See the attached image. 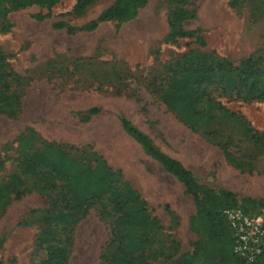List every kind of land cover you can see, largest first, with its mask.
<instances>
[{
  "label": "rangeland",
  "instance_id": "obj_1",
  "mask_svg": "<svg viewBox=\"0 0 264 264\" xmlns=\"http://www.w3.org/2000/svg\"><path fill=\"white\" fill-rule=\"evenodd\" d=\"M74 2L64 0L56 5L47 19L35 18L47 14L37 6L7 17L10 30L0 32V49L8 68L28 81L20 92L18 117L0 116V153L5 144L14 143L31 130L36 145L43 141L68 145L82 158L95 156L120 170L146 202L151 216L163 226L167 246L174 249L168 261L153 264H181V257L193 250L199 239L190 230L195 208L183 187L123 132V117L156 148L179 161L200 186L215 193L230 192L238 202L251 200L256 205L255 216L262 215L264 147L255 142L239 144L238 156L243 154L242 162L250 161L254 170L236 169L224 159L216 138L205 137L204 131L209 129L202 125L194 130L181 122L148 85L153 77H160L165 66L189 51L213 54L236 66L255 56L264 65V21H255L264 16V0L190 3L186 8L193 19L184 23L183 29L199 30L203 48L189 39L164 42L169 32L167 0H149L134 20L121 25L105 23L92 32L74 35L67 34L66 29H53L57 22L79 28L94 20L113 0L98 1L80 17H65ZM156 80L160 84L162 79ZM220 101L230 112L241 115L254 132L264 133V101ZM93 108L99 113L85 116ZM212 125L214 128L215 123ZM227 130L230 128L221 130L222 137L228 136ZM13 145L10 155L16 158L18 146ZM15 170L9 163L0 177ZM48 207L44 195L32 193L10 204L0 215V264H36L40 211ZM107 238V226L97 209L90 211L75 231L68 264H99Z\"/></svg>",
  "mask_w": 264,
  "mask_h": 264
},
{
  "label": "trees",
  "instance_id": "obj_2",
  "mask_svg": "<svg viewBox=\"0 0 264 264\" xmlns=\"http://www.w3.org/2000/svg\"><path fill=\"white\" fill-rule=\"evenodd\" d=\"M63 1L0 0V32L10 30L7 20L10 13L37 6L46 9L47 14L35 18L47 19L51 9ZM98 1L75 0L71 11L64 16L80 17ZM193 1L167 0L169 32L164 42L189 39L204 47L199 30L183 29V24L193 19V13L186 8ZM148 3L149 0H113L94 20L79 28L67 27L64 22H57L52 27L66 29L67 34L74 35L76 32H92L105 23L121 25L134 20ZM6 61L7 57L0 49V116L14 119L20 114V92L28 80L10 70ZM164 68L160 77L152 78L148 88H152L181 122L190 124L194 130L202 125L209 129L204 131L205 137L216 138L227 163L242 171H253L252 163L242 162L244 155L238 156L236 150L244 141L264 147V133L258 134L250 129L244 118L230 112L220 99L244 103L264 101V65H260L258 58L251 56L236 66L213 54L189 51ZM156 79H162L161 83L158 84ZM98 113L99 109L93 108L84 114L89 118ZM120 126L148 158L183 187L185 195L193 201L195 214L190 220V230L199 239L193 250L181 257V264H244L232 253L234 240L223 211L239 207L246 214L255 216V203L251 200L238 202L230 192L215 193L200 186L179 161L156 148L129 120L121 118ZM227 128H230L228 136L222 137L221 130ZM221 139L225 142L222 143ZM14 143L19 151L16 158L10 155ZM14 143L5 144L0 153V174L9 163L16 169L5 178L0 177V215L10 204L27 195L38 193L45 196L49 207L40 211L34 249L36 264H68L75 231L94 209L108 229L99 264H153L166 262L172 257L174 249L167 246L163 226L151 216L146 202L130 187L120 170L107 166L95 156L82 158L76 148L68 145L45 141L36 145L31 130ZM165 211H169L168 207ZM262 216L264 218V212ZM253 264H264V252Z\"/></svg>",
  "mask_w": 264,
  "mask_h": 264
},
{
  "label": "built area",
  "instance_id": "obj_3",
  "mask_svg": "<svg viewBox=\"0 0 264 264\" xmlns=\"http://www.w3.org/2000/svg\"><path fill=\"white\" fill-rule=\"evenodd\" d=\"M223 217L234 240L233 255L244 264H253L264 252L263 216H251L234 207L225 209Z\"/></svg>",
  "mask_w": 264,
  "mask_h": 264
},
{
  "label": "crops",
  "instance_id": "obj_4",
  "mask_svg": "<svg viewBox=\"0 0 264 264\" xmlns=\"http://www.w3.org/2000/svg\"><path fill=\"white\" fill-rule=\"evenodd\" d=\"M260 20L262 21H264V16L263 17H257L256 19H255V21L257 22V21H259L260 22Z\"/></svg>",
  "mask_w": 264,
  "mask_h": 264
}]
</instances>
